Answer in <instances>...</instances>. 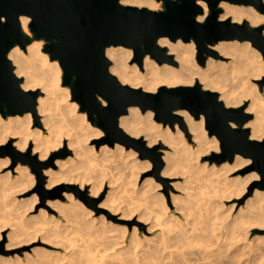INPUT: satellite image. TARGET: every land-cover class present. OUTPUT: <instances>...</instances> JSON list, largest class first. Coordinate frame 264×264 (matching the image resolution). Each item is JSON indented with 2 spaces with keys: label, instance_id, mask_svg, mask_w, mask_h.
Returning a JSON list of instances; mask_svg holds the SVG:
<instances>
[{
  "label": "bare ground",
  "instance_id": "6f19581e",
  "mask_svg": "<svg viewBox=\"0 0 264 264\" xmlns=\"http://www.w3.org/2000/svg\"><path fill=\"white\" fill-rule=\"evenodd\" d=\"M120 2L125 5L147 7L154 10L160 7L159 1L157 0H121ZM199 3L203 6L205 11L204 15L198 17V20L201 21L208 14V7L204 1H199ZM220 4L224 7V12L220 16L221 19H227L229 17H231L232 21H242L246 19L252 26H257L264 20V15L251 6L234 5L225 1H222ZM29 23L30 17L25 15L21 16V26L24 33L27 35L30 34ZM41 40L42 39H31V42L26 47L27 51L16 44L8 53L9 59L15 64V72L18 76L19 74L25 76L22 87L28 90L41 86L44 96L38 97L36 112L27 111L22 115H8L6 117L0 113V145L9 143L7 146H10L11 138L16 137L14 146L18 150H26L31 142H33L32 150L34 153H38L40 159L48 157L54 149L67 145L69 148L73 149L74 155L79 159L78 162L82 163V165H80L81 163L79 164L80 166H83L84 163L89 167L94 163V165L100 166V170H103L104 162H109L110 166L116 168L119 162L121 163L122 161L127 163L131 170L134 171L135 168L139 167V161H136L135 151H124L123 146L119 143H116L115 147L102 145L99 151L95 150L90 144H87L92 135L101 134V131L87 120L85 112L78 111V102L70 100V90L60 84L62 76L60 64L57 60H51L49 55L42 50L43 45ZM158 44L162 47H166L168 52L174 55L178 62V66L168 63L158 64L149 55H146L144 57L143 69H140L137 63H132L131 65L128 63L133 54L131 48L124 46H109L106 49V55L112 61V65L110 66L111 73L116 75L122 83L136 88L141 87L148 92H155L159 86L162 85H192L195 81H199L203 84L204 88L220 89V98L225 100L226 105L238 107L243 101L249 99L250 103L246 111L254 113L253 119L246 123L250 128V138L255 140L263 139L264 96L259 94L257 86L254 85L251 80L253 78H261L263 75L264 59L261 53L253 47L249 41H219L214 45V48L218 50L222 58H230L229 62L220 60L219 58L215 59L209 57L205 66L198 65L195 61L196 46L193 41L186 43L178 39L173 42L167 37H161L158 40ZM103 104H105V101H103ZM176 113L184 118L190 133L193 135L192 141L195 143L194 146L187 141V137L180 127L176 126L175 131H173L168 126L162 127L161 124L157 123L153 119L154 112L152 110L141 113L138 106H131L128 109V113L119 118V124L125 132L132 136L144 134L149 146L158 143V141H163L170 147L171 151H165L163 155L166 165L162 169V175H182L184 177L183 189L185 194L180 197V202L174 208L173 213H170L169 206L165 204L164 196L159 191V183L154 184L152 182L153 179L151 180L150 178L144 180L145 182L143 186H141L143 190H150L151 193L148 190L146 192H149L148 195L151 197H149V199L152 200L151 202L153 205L151 209L148 202L143 200L145 202L144 207L148 204L147 207H149V211L142 208L146 211L143 212L142 215H139L137 221L140 222L139 220H145L144 222H146L147 220L149 226L147 227L146 233L151 234L157 231V233L155 232L156 234L154 233L152 236H149L144 232V235L141 236L139 227L135 225L132 233L129 235L126 224L117 223L112 219L106 220L105 216L96 219L92 215L91 210L69 193L67 197L70 203L56 204H62L60 212L66 211V213L63 212V214H66L68 222L69 220H73L72 223L70 224L69 222L68 225L66 224L64 227L65 229L60 225L63 228L61 232L57 230V227L62 221L60 222L59 219L56 220V217H50L49 219L48 216L47 219L44 220V225L48 224V228H46L42 225L43 222L41 221L46 217L39 219V216H43V214H40L35 217L38 219L36 222L41 221V224L38 222L39 225L45 228L41 226V230L39 231L38 229H40V227L38 225L37 228H39L32 231V227H29L32 219L27 220L28 218H26V220L24 219L26 223L23 220L24 223L27 224V221H29L30 224L25 228L28 232L24 234L23 230L25 231V229L22 230V227L25 226L15 227L18 225L16 222L17 225H14L15 228L12 227L8 232V246H14V244L20 243L21 238L29 235V233H34V239H32V236L27 238H31L32 240L40 238L42 244L47 246H39V248H41L39 251L37 249L38 247H35L37 250H33L37 252L34 255H28L29 253L24 252V256L27 255L24 257L25 259L21 258L19 255L15 256V254V257H9L10 259L0 255V264H72V258H74V256H76L75 254L82 248L78 245L79 249L76 251V243H79L77 240L84 239V237L76 236V233L78 235L80 234L79 231L83 232V228L85 230L89 228L92 236L96 234V236L99 235L100 238L108 239L112 246L110 245V247L107 244L108 247H110L109 249L107 247V249L112 250L115 248L117 252H115V255L117 254L119 257L117 259H120L121 263L123 262L122 264H242L239 260L242 258L243 248H247V245L250 243L248 236L250 233L249 228L254 225L264 226V190L255 189L253 196L246 201L245 207L240 208L238 211L239 218L241 219H238L240 222L239 225L235 223L237 217H233V221H226L230 212L235 211L238 205L237 202L226 206L222 211L221 209L225 207V199L232 197L236 198L243 194L251 180L258 177V175L251 173L247 176V179H244L245 177L240 179L238 176L237 179H231V177H229L230 171L234 168L250 162L249 159H245L240 155L235 156L233 163H224L226 165L220 167L217 165L209 167L207 161L201 162V157L204 154L214 149H219V140L215 136L208 135L205 128L204 116H201V118L197 120L185 109L177 110ZM35 118L38 126L32 128ZM130 156L132 160L128 161ZM74 158L75 157H69L64 160H57L60 170L51 168L45 170V174L48 177L47 187H52L63 180L79 181L81 187H84L86 184L89 185L91 179L86 176V172L85 175L82 174L77 177L71 175L73 174L71 173L73 164L77 163L74 166L75 168L78 165V162L74 161ZM4 160L3 158L0 159V168L7 164V159ZM93 167L95 168L96 166ZM118 167L116 169H119ZM99 168H97L98 171ZM15 171L18 173V176L16 175L18 181L25 184V186L26 183H28H25V180H34L33 175L30 173L31 171L26 165H18ZM99 172H96V176L103 174V171L102 173ZM125 172H127L126 169ZM2 178L0 177L1 181L3 180ZM101 182L99 183V181L96 180L90 182L92 194H98L102 190ZM14 183L17 184L18 182L16 181ZM31 183L32 182H30V184ZM109 183H111V181ZM30 184H28V186ZM3 185L4 183H2L0 187ZM205 188L209 189L206 190ZM4 189L6 188L4 187ZM3 191L4 190H0V192ZM4 193L6 197V191H4ZM107 194L102 204L109 206V208L113 210L117 203L115 204L116 201H114L113 196H111L113 194L110 192ZM144 195L145 194H143V196ZM6 198H4L3 201H5ZM176 198L177 196L173 197L174 202ZM23 201L24 200L21 201L22 204H24ZM10 202L12 201L4 202L5 205L3 204V206H1V203L0 208H5L6 203L11 204ZM113 203L115 205L112 206ZM9 204L7 206H9ZM18 204L17 202V206ZM116 206V208H118L119 205ZM27 209L29 210V208ZM3 210L5 211V209ZM128 210L130 211V209ZM121 211L124 213V210ZM131 211L134 210L132 209ZM131 211L130 213H132ZM128 213L127 211V214ZM240 213L247 214L243 215L241 218ZM127 214H125V216ZM22 215H24V213ZM22 215H19L20 218H22ZM223 215L225 216L223 217ZM62 217L65 219V215ZM77 218H81L82 221L80 222L79 219V222L78 220H75V222L74 219ZM34 221L32 222V226ZM28 229L31 230V232ZM20 230H22V232H19ZM38 233H41V235L38 236ZM128 236H130L129 240ZM27 241H29V239ZM83 241L87 242V239ZM82 244L86 243L84 242ZM125 253L128 254L125 255ZM80 254L81 256L83 255L82 252ZM106 254L109 256L111 255L108 253ZM115 255L113 257H115ZM81 256H77L78 259L76 257L74 261L77 259L81 262ZM82 257H84V255ZM86 258L84 260L88 261L89 258ZM84 260H82V264H84ZM113 260L115 261L113 258L110 261L107 260V262ZM74 261L73 264L76 263V261ZM89 261L87 264H89ZM94 261L90 263L93 264L95 263ZM120 261H118V263H120Z\"/></svg>",
  "mask_w": 264,
  "mask_h": 264
},
{
  "label": "water",
  "instance_id": "95a60500",
  "mask_svg": "<svg viewBox=\"0 0 264 264\" xmlns=\"http://www.w3.org/2000/svg\"><path fill=\"white\" fill-rule=\"evenodd\" d=\"M121 0H0V112L22 115L36 112L40 89L26 90L23 78L17 76L15 66L9 59V51L18 44L26 49L31 39H42L43 51L51 60H57L62 68V84L71 87V99L87 113L88 120L105 132L104 142L116 143L139 153L140 159H150L156 173L164 161L159 144L149 147L143 138L126 133L119 118L128 113L131 106L142 112L152 110L155 120L172 129L179 124L187 136L190 134L177 110H187L195 119L204 116L209 136L219 140L220 152H212L207 159L213 163L232 162L236 155L251 159L248 171H256L261 180L254 183L264 189V138H250V129L245 124L253 118L241 107H227L217 92L203 89L199 81L192 85H162L155 92L122 83L111 73L112 61L106 55L109 46H124L133 50V60L143 69L144 57L149 55L158 64L178 66L174 55L158 44L161 37L175 42L193 41L196 60L205 66L209 57L221 58L211 48L219 41H250L264 59V25L252 26L247 20L233 22L231 18L219 19L222 1L234 5L251 6L264 15L263 0H157L163 2L161 10L121 4ZM199 1H204L208 14L198 20L205 11ZM30 17L29 30L24 33L21 16ZM259 90H264V75L255 80ZM102 100L105 101L103 104ZM233 124L235 126H233ZM32 145L27 152L16 150L11 145L0 147V157L10 155L13 163L28 164L37 175L39 188L54 197L61 189L44 188L43 170L53 166L56 157H64L65 150L56 152L47 162L31 155ZM89 204L97 202L89 198L87 191L76 185L66 186ZM253 189V187L251 188Z\"/></svg>",
  "mask_w": 264,
  "mask_h": 264
},
{
  "label": "rangeland",
  "instance_id": "374dc122",
  "mask_svg": "<svg viewBox=\"0 0 264 264\" xmlns=\"http://www.w3.org/2000/svg\"><path fill=\"white\" fill-rule=\"evenodd\" d=\"M264 1V0H263ZM122 4V3H121ZM159 8L158 9H155V10H161L162 8H163V2H159ZM125 5V4H124ZM221 8H222V12H221V14L219 15V19H221L220 18V16L223 14V12H224V7L220 4L219 5ZM205 18V17H204ZM204 18H203V20H204ZM229 18H231V17H229ZM203 20H201V21H203ZM222 20H224V19H222ZM246 20V19H245ZM248 21V20H247ZM233 22H238V23H242L243 22V20L242 21H233ZM249 22V21H248ZM250 23V22H249ZM260 25H264V20L261 22V23H259L257 26H260ZM30 31V30H29ZM31 34V35H30ZM30 34H29V36H32V33L30 32ZM263 35H264V30H263ZM41 43H42V45H43V47H44V44H45V42L43 41V40H41ZM249 43L251 44V42L249 41ZM252 45V44H251ZM43 47H42V50H43ZM254 47V46H253ZM211 48H213V49H215L214 48V45H212L211 46ZM23 50H25V51H27L26 49H23ZM216 50V49H215ZM217 52H218V50H216ZM259 51V50H258ZM260 52V51H259ZM46 53V52H45ZM219 53V52H218ZM48 54V53H47ZM49 55V54H48ZM262 55V54H261ZM50 58V57H49ZM220 60H223V61H227V62H229V60H230V58H228L227 59V57H221V58H219ZM11 60V59H10ZM208 60V59H207ZM12 61V60H11ZM195 61H196V63L199 65V63L197 62V60H196V54H195ZM13 63V62H12ZM128 63L131 65L132 63H136V62H134V60H133V54H132V57H131V59L128 61ZM14 64V63H13ZM206 65V64H205ZM14 66H15V64H14ZM61 67V66H60ZM61 71H62V68H61ZM17 74V73H16ZM263 75H264V73H263ZM262 75V76H263ZM17 76H18V74H17ZM19 77H21V78H23V81H24V78H25V76L23 75V74H19ZM62 77H63V71H62V76H61V81H60V84L62 85V86H64L65 88H67V89H69L70 90V93H71V87L70 86H68V85H63L62 84ZM257 79H259V78H253L251 81L254 83V85H256L257 86V89H258V92H259V94L260 95H262V96H264V90H263V92H261L260 90H259V86H258V84L256 83V81L255 80H257ZM200 83V82H199ZM201 85H202V87H203V89H207V90H211V91H214V92H217L218 93V95H219V99L221 100V101H223L224 102V104H225V100L224 99H221L220 98V94H221V90L219 89H212V88H204V86H203V84L202 83H200ZM35 89H40L41 91H42V94H41V96H44L43 94H44V92H43V90H42V87L41 86H38V87H35V88H31V89H28V90H35ZM70 100L71 101H73L72 99H71V97H70ZM104 100H102V102H103ZM76 102V101H75ZM245 102H247L248 104H247V107L249 106V103H250V100L249 99H247L246 101H243V103L240 105V106H238V107H241V106H243L244 105V103ZM78 105H79V103H78ZM225 106H227V107H237V106H234V105H226L225 104ZM246 107V108H247ZM246 108L244 109V111L245 112H247L246 111ZM140 109V108H139ZM78 111L79 112H83V111H81L80 110V105H79V108H78ZM148 111V110H147ZM147 111H145V112H142L141 111V109H140V112L141 113H146ZM150 111V110H149ZM1 113V112H0ZM86 113V112H85ZM247 113H251L252 115H253V117H254V113L253 112H247ZM86 116H87V113H86ZM192 116V115H191ZM193 117V116H192ZM183 118V117H182ZM194 118V117H193ZM38 119V118H37ZM153 119L155 120V113H154V116H153ZM253 119V118H252ZM87 120H88V116H87ZM183 120H184V118H183ZM39 121H40V116H39ZM156 122H157V120H155ZM89 122L91 123V121L89 120ZM184 122H185V120H184ZM157 123H159V124H161V126L162 127H165L164 125H163V123H161V122H157ZM92 124V123H91ZM96 128H98L100 131H101V134H98V135H92L91 136V138H90V140L88 141V145L90 144V146H93L94 147V149L95 150H97V151H99L100 150V148L102 147V145L104 146V145H106V146H109V147H115V145L114 146H110L107 142H104L103 141V138L105 137V132L101 129V128H99L96 124H93ZM179 124H176V126L177 127H180V126H178ZM185 125L187 126V124H186V122H185ZM38 126V124H36V118H35V120H34V122H33V124H32V128H36ZM166 126H168L170 129H172L169 125H166ZM176 126H175V128L174 129H172L173 131H175V129H176ZM233 126H235L234 124H233ZM245 127H247V128H249V126H247V124H245ZM182 131H183V133H185V135H186V137H187V141L189 142V143H191L193 146L195 145V143L192 141L193 140V135H192V133H190V131H189V129H188V126H187V130H188V132H189V134H190V137L189 136H187V134H186V132L182 129V128H180ZM250 129V128H249ZM45 132H46V130H45ZM127 133V132H126ZM207 133H208V131H207ZM130 135V134H129ZM132 136V135H131ZM133 137H135V138H143L145 141H146V143H147V138H146V136L144 135V134H141V135H139V136H133ZM264 138V137H263ZM262 140V139H261ZM16 141V137H13V138H11V146L13 147V148H15L16 150H18L15 146H14V142ZM67 142V141H66ZM9 143H6V144H3V145H0V147L1 146H3V147H6L7 145H8ZM159 144H162L163 145V147H161V148H158L157 149V151L158 152H160V154H161V157H162V159H163V155H164V152L165 151H171V149H170V147L167 145V144H165L163 141H158V143H156V144H154V145H151V146H149L148 145V143H147V145L149 146V147H154V146H157V145H159ZM31 145H32V148H33V142H31ZM123 146V148H124V151H126V150H132V151H135V150H133L132 148L131 149H126V147L124 146V145H122ZM29 147V146H28ZM32 148H31V155H35V156H37V158L39 159V160H41V161H44V162H47V161H49V159L56 153V152H60V151H63V150H65L64 152V154H65V156L64 157H56L54 160H53V166H49L48 168H51V169H54V170H60V167H59V165L57 164V160H64V159H67V158H69V157H75L74 158V161H77L78 162V160L79 159H77L76 158V156L74 155V153H73V149L72 148H69L67 145H63L62 147H58L57 149H54L52 152H51V154L48 156V157H46V158H43V159H40L39 158V156H38V153H34L33 152V150H32ZM28 149V148H27ZM27 149L26 150H19V151H21V152H24V153H26L27 152ZM136 152V161L139 163V167H137V168H135V170L134 171H132L131 170V168L127 165V163H124V162H122L121 161V163L119 162V167H118V165L116 166V168L118 167L119 169H116L115 167H112V166H110L109 164V162H104V165H103V170L101 169L100 170V166L98 167L97 165H94V163L92 164L93 166H96L97 168H99V171H101V172H99L98 171V169L95 167H93L92 165H90L89 167L86 165V164H84L83 163V166H80V165H82V163L80 164L79 162H78V165L76 166V168L74 167L77 163H75V164H73V166H72V171H71V173H73V174H71L73 177L75 176V177H77V176H79V175H82V174H84L85 175V172H86V176H88L89 177V179H91L90 181H89V185L88 184H86V185H84V187H81L80 186V183H79V181H76V180H63V181H61L60 183H58V184H56V185H54V186H52V187H47V182H48V177H47V175L45 174V170L46 169H44L43 170V174H44V176H45V184H44V188L45 189H49V190H54V189H56V188H60L61 189V191H60V194L59 195H56V196H54V197H51V195L50 194H48V193H45V192H43L40 188H39V185H38V179H37V175H36V173L33 171V169H32V167L30 166V165H28V164H22V163H20V162H18L17 164H14L13 163V160H12V158H11V156L10 155H5V156H2V157H0V159H7V164H5L2 168H0V174H1V178H2V176H3V180L5 179V181L3 182V180L1 181L0 180V183L2 184V183H4V185L2 186L3 187V189H2V187H0V190H4V191H6V193L8 194H6V197L8 198H6L5 197V193H4V191L3 192H0V205H1V203H2V205L1 206H3V204L5 205V203L4 202H8V201H12V202H10L11 204H9V203H6V207L5 208H3L2 207V209L0 208V226H1V229H0V255H2V256H4V257H6V258H13V257H15V256H20L21 258H23V259H25L24 257H26V256H24L25 255V253H29L28 255H34V254H36V252L37 251H35V250H37L38 249V251L41 249V248H39V246L40 247H42V246H47V245H44V244H42V242H41V239L40 238H38L37 240H32V239H34L33 238V236H35V235H33L34 233H29V235H23V236H25V237H23V238H21V244L20 243H18V244H14V246L13 245H10V246H8V242H9V238H8V232L11 230V228L12 227H14V225H17V223H18V225L17 226H15V227H18V226H21L22 227V225L23 226H25V227H22V230L23 229H25V228H27V226H29V224H30V228L32 229V231L33 230H36V229H38L39 227H40V229H38L39 231L41 230V226L42 225H44L45 223H44V220H46L47 219V217L50 219V217H56L55 219L57 220V219H59V221L61 222V224L59 223V225H58V231L60 230L61 232L63 231V228L66 226V224L68 225L69 224V222H70V224L72 223V221L73 220H69V222H68V220L66 219V214H63V212L61 211L60 212V209H61V205L62 204H56V203H70V201H68L69 199H68V197H67V195L69 194V193H71L72 195H73V197H75L77 200H80L89 210H91L92 211V215L96 218V219H100L102 216H105L106 217V220L108 219V220H110V219H112V220H114L115 222H117V223H120V224H126L127 225V227H128V232H129V235L132 233V231H133V227L135 226V225H137L138 227H139V229H140V231H141V233H140V235L141 236H143L144 235V232L146 233V231H147V227L149 226V222L146 220V222H144L143 220H139L140 222H138L137 220H138V217H139V215H142L143 214V212H145L146 210H144V209H147V211H149L148 210V208L150 207L151 209H152V205H153V203L151 202L152 200L151 199H149V197H150V195H148L149 194V192H150V190H148V189H145V190H143V189H141L142 187L141 186H143V183L145 182L144 180H147V179H150L151 178V180H152V182L154 183V184H158L159 183V191H160V193L161 194H163V196H164V201H165V204H166V206H169V209H170V213H173L174 212V208L176 207V205H178V203L180 202V197L182 196V195H184L185 193H184V189H183V183H184V177L182 176V175H176V176H165V175H162V169L165 167V165H166V163H165V161H164V159H163V161H164V165H163V167H162V169L159 171V173H156V171H155V165H154V163H153V161H151L150 159H140L139 158V153L137 152V151H135ZM212 152H220V147H219V149H214V150H212L211 152H208V153H206V154H204L202 157H201V162H206L207 161V165L209 166V167H211L212 165H217V166H223V165H226V164H224V163H227V164H231V163H233L234 162V160L232 161V162H229L228 160L227 161H225V162H222L221 164H216L215 162H213V163H211L208 159H207V157H209V156H211V154H212ZM235 159V158H234ZM246 159V158H245ZM4 160V161H5ZM130 160H132V157L130 156L129 158H128V161H130ZM250 160V162L249 163H246V164H243V165H240V166H238V167H236V168H234L232 171H230V173H229V177H231V179H237L238 177L240 178V179H242V178H244V179H247V176H249L251 173H255V174H257L258 175V177H255L253 180H251V182L248 184V186H247V189L245 190V192L243 193V194H241V195H239V196H237L236 198H229V199H225L224 200V205H225V207L224 208H222L221 209V211L222 210H224L225 208H226V206H229L230 204H232V203H234V202H237L238 203V205H237V207H236V209H235V211H233V212H230V214H229V216L227 217V219H226V221H233L234 220V218L235 217H237V220L235 221V223H237L238 225H239V221H238V219L239 220H241L240 218H239V210H240V208L241 207H245V204H246V201L250 198V197H252L253 196V193H254V191H255V189H259L257 186H255L254 185V183L256 182V181H259V180H261V176H260V174L258 173V172H256V171H248L247 170V168L251 165V163H252V160L251 159H249ZM90 163H92V162H90ZM124 163V164H123ZM123 164V165H122ZM18 165H26V166H28V168H29V170L31 171L30 173L33 175V177H34V180L33 181H30V180H25V183L26 182H28V183H26V186H25V184H22V182H20V181H18V179H17V176H18V173H16V171H15V168L18 166ZM140 165H141V167H140ZM143 165V166H142ZM149 165V166H148ZM71 167V166H70ZM79 167V168H78ZM126 167H128V168H126ZM47 168V169H48ZM84 168V169H83ZM114 168V169H113ZM90 169V170H89ZM95 169V170H94ZM121 169H122V171H121ZM125 169H126V171L127 172H125ZM70 170H71V168H70ZM102 171H103V174H101V175H97L96 176V172H99V173H102ZM10 172V173H9ZM88 172H89V174H88ZM129 172V173H128ZM134 172V173H133ZM131 173H132V175H131ZM4 174V175H3ZM9 174V175H8ZM88 174V175H87ZM111 174V175H110ZM134 174V175H133ZM8 175V176H7ZM11 175V176H10ZM15 175V176H14ZM17 175V176H16ZM89 175H91V176H89ZM238 176V177H237ZM234 177V178H233ZM9 178V179H8ZM15 178V179H14ZM8 179V180H7ZM13 181H12V180ZM17 179V180H16ZM113 179H114V183H113ZM19 183H21V185H20V183H19V185H18V183L16 184V183H14V182H16V181ZM93 180H96V181H99V183L101 182V184H102V190L98 193V194H92L91 193V190H90V186H91V184H90V182L91 181H93ZM8 181V182H7ZM35 181V182H34ZM111 181V183H109ZM155 181V182H154ZM6 182V183H5ZM30 182H32L31 184H30ZM1 184H0V186H1ZM28 184H30L29 186H28ZM6 185V186H5ZM33 185V186H32ZM71 186V185H76L81 191H87V196H89V198H96L98 201L97 202H93V201H89V204H87L86 202H84L81 198H80V196L79 195H77L74 191H72L71 189H68L66 186ZM4 187L6 188V189H4ZM24 187H25V189H24ZM29 187V188H28ZM253 187V189H251ZM119 188V189H118ZM23 189V190H22ZM118 189V190H117ZM141 191H140V190ZM177 189V190H176ZM206 190H208L209 188H205ZM21 190V191H20ZM113 192H111V191ZM134 190V191H133ZM149 191V192H146V191ZM264 190V189H263ZM20 191V192H19ZM111 193V194H113V195H111V196H113V199H114V201H116L115 202V204L116 205H119L118 206V208H116L117 206L113 203L112 204V206L113 205H115L114 207L116 208H114L113 210H112V208L110 209L109 208V206H105V205H103L102 203L105 201V198L107 197V193ZM139 192V193H138ZM142 192H144V193H142ZM2 193V194H1ZM115 193V194H114ZM151 193V192H150ZM4 194V195H3ZM143 194H145L144 196H143ZM4 197H3V196ZM147 195H148V197H147ZM174 195V196H173ZM177 196V198H176V201L174 202V199H173V197H176ZM1 196H2V198H1ZM36 196V197H35ZM115 197H116V200H115ZM144 197H146V198H144ZM4 198H6V200H8V201H3L4 200ZM35 198V199H34ZM151 198V197H150ZM9 199H11V200H9ZM20 199V200H19ZM32 199V200H31ZM22 200H24L23 202H24V204H26V205H24V204H22ZM29 200V201H28ZM143 200H145V202H148V204H149V207H147V205L148 204H146V207H144V205H145V202L143 201ZM3 201V202H2ZM14 201V202H13ZM58 201V202H57ZM64 201V202H63ZM139 201V202H138ZM143 201V202H142ZM17 202L19 203L18 204V206H17ZM13 203V204H12ZM31 203H32V205H31ZM51 203H53V204H51ZM9 204V206H7ZM13 205V206H12ZM22 207H21V206ZM57 205V206H56ZM139 205V206H138ZM141 205H143V206H141ZM16 206V207H15ZM25 206V207H24ZM27 206V207H26ZM30 206V207H29ZM56 206V207H55ZM60 206V207H59ZM136 206H137V208H136ZM141 206V207H140ZM9 207V208H8ZM18 207H19V209H18ZM21 207V208H20ZM58 207V208H57ZM121 208V210H124L123 212L125 213V214H127V211L129 212L127 215H129V216H125V214L124 213H122V211L120 210V208ZM123 207V208H122ZM128 207V208H127ZM140 207V208H139ZM17 208V209H16ZM27 208H29V210L27 209ZM142 208H144V209H142ZM3 209H5V211L3 210ZM9 209V210H8ZM21 209V210H20ZM24 209V210H23ZM118 209V210H117ZM126 209V210H125ZM128 209H130V211L133 209L134 211H131L132 213H130V211L128 210ZM138 209V210H137ZM140 209V210H139ZM7 210V211H6ZM62 210H64V209H62ZM114 210H116V211H114ZM137 210V211H136ZM13 211V212H12ZM26 211V212H25ZM5 214H3V213ZM24 213V215H22L23 213ZM29 212V213H28ZM60 212V213H59ZM19 213H22V214H19ZM64 213H66V211L64 212ZM141 213V214H140ZM3 214V215H2ZM42 215L43 214V216L41 217V216H39V215ZM123 214H124V216H123ZM131 214V215H130ZM245 214H247V213H240V216H241V218L243 217V215H245ZM19 215H22V218H20V216ZM31 215V216H30ZM45 215V216H44ZM63 215H65V219L62 217ZM37 216H39L38 218L40 219H43V218H45V219H43V220H41L43 223H42V225H39V223L41 224V221H37L36 222V220H38L37 218H35V217H37ZM225 215H223V217H224ZM24 217V218H23ZM31 217V218H30ZM33 217V218H32ZM86 217H88V216H86ZM234 217V218H233ZM2 218V219H1ZM12 218H13V220H12ZM16 218V219H15ZM26 218H28L27 220H29V219H32L33 221H34V218H35V221H34V224H33V226H32V220H31V222L29 223V221H27V224H25L26 223ZM25 219V220H24ZM80 219V222L82 221V219L81 218H79ZM79 219L77 218V219H74V221L76 220H78V222H79ZM5 220V221H4ZM10 220V221H9ZM17 220V221H16ZM19 220V221H18ZM25 221V223H24V221ZM2 221V222H1ZM75 221V222H76ZM238 221V222H237ZM3 222H5V223H3ZM8 222V223H7ZM17 222V223H16ZM24 224H23V223ZM39 222V223H38ZM46 222V221H45ZM66 222H68V223H66ZM36 223H38V224H36ZM65 223V224H64ZM7 224V225H6ZM19 224H21V225H19ZM63 224V225H62ZM236 224V225H237ZM39 225V227L37 228V226ZM48 225V224H47ZM47 225H44L46 228H48V226ZM63 227H61V226ZM36 226V227H35ZM260 225H254V226H252V227H250L249 229V245H247V248L246 247H244L243 248V255H242V258L239 260L240 261V263H242V264H264V226H260ZM14 227V228H15ZM28 227V228H29ZM35 229H34V228ZM43 227V226H42ZM45 227H43V228H45ZM59 227H61V228H59ZM43 228H42V230H43ZM18 229V228H17ZM20 229V228H19ZM65 229V228H64ZM88 230H85L84 228H83V232L82 231H79L80 232V234H78L77 235V233H76V236H80V237H84V239H82V240H77V242L79 241V243H76L77 244V248H76V251H78V247L79 246H81L82 248H80V252L78 251L77 252V254H75L76 256H74V258H72L73 259V261H74V259L77 257V256H81V252H82V254L84 255V257L86 258V259H88L89 258V264H91L92 263V261H94V260H96V261H94L95 263H93V264H96V262H97V264H104L105 262L107 263V264H122L121 263V261H120V259L118 260L117 258H119L118 256H117V254L115 255V248L114 249H112V250H108L112 245L110 244V242L108 241V239H106V238H100V236L98 235V236H96V234H93V236H92V233L90 232L91 230L89 229V228H87ZM22 230H20L19 232H22ZM29 230V229H28ZM37 230V231H38ZM30 232H31V230H29ZM38 231V232H39ZM23 232H24V234L26 233V232H28L27 231V229H25V231L23 230ZM78 232V233H79ZM82 232V233H81ZM89 234H88V233ZM157 233V231H154V232H152L151 234L150 233H146L147 235H149V236H152L154 233ZM155 233V234H156ZM28 234V233H27ZM83 234H85V235H83ZM98 234V233H97ZM39 235H41V233H38V236ZM83 235V236H82ZM88 237H87V236ZM95 235V236H94ZM32 236V239L31 238H27V237H31ZM86 236V237H85ZM92 236V237H91ZM98 237V238H97ZM129 238H130V236H128V240H129ZM24 239V240H23ZM26 239V240H25ZM29 239V241H27ZM85 239H87V242L86 241H83V240H85ZM105 239V240H104ZM90 240V241H89ZM22 241H24V242H22ZM26 241H27V243H26ZM81 241H82V243H86V244H82L81 243ZM107 241V242H106ZM252 243V244H251ZM110 246V247H108V245ZM257 244V245H256ZM261 244V245H260ZM79 245V246H78ZM82 245H84V246H82ZM251 245V246H250ZM249 246V247H248ZM37 249H36V248ZM107 247H108V249H107ZM199 247V246H198ZM197 247V248H198ZM49 248H52V247H49ZM251 248V249H250ZM33 249H35V250H33ZM56 249V248H55ZM107 249V250H106ZM34 251H35V253H34ZM242 251V250H241ZM25 252V253H24ZM111 252H113V253H111ZM255 252V253H254ZM80 255H79V254ZM85 253V254H84ZM106 253H108V254H111L110 256H111V258L113 259H115V261L117 262H115L114 260L113 261H111V262H107V260L108 261H110V260H112L111 258H110V256L109 255H107ZM117 253V252H116ZM14 254H15V256H14ZM128 254V253H127ZM126 253H125V255H127ZM250 254V255H249ZM82 255V256H83ZM86 255V256H85ZM106 255H107V257H106ZM115 255V257H113ZM12 256V257H11ZM80 257L81 258V262H82V260H84L85 258L84 257ZM109 256V257H108ZM241 257V256H240ZM9 258V259H10ZM79 258V259H80ZM109 258H110V260H109ZM256 258V259H255ZM77 259H78V257H77ZM75 260L76 261V263H74V264H77V263H80V264H82L81 262H79L78 260ZM94 259V260H93ZM98 259H100V260H98ZM104 259V260H103ZM117 259V260H116ZM73 261H72V264H73ZM74 261V262H75ZM78 261V262H77ZM85 262L87 261V260H84ZM87 261V262H88ZM104 261V262H103ZM118 261H120V263H118ZM85 262H84V264H85ZM87 262H86V264H87ZM91 262V263H90ZM99 262V263H98ZM105 263V264H106Z\"/></svg>",
  "mask_w": 264,
  "mask_h": 264
}]
</instances>
